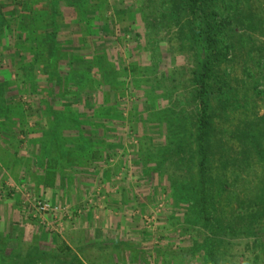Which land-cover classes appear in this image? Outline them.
<instances>
[{"label": "rangeland", "instance_id": "rangeland-1", "mask_svg": "<svg viewBox=\"0 0 264 264\" xmlns=\"http://www.w3.org/2000/svg\"><path fill=\"white\" fill-rule=\"evenodd\" d=\"M215 11L204 194L184 0H0V264H264V0Z\"/></svg>", "mask_w": 264, "mask_h": 264}, {"label": "trees", "instance_id": "trees-1", "mask_svg": "<svg viewBox=\"0 0 264 264\" xmlns=\"http://www.w3.org/2000/svg\"><path fill=\"white\" fill-rule=\"evenodd\" d=\"M216 0H184V10L187 12L190 20H188L189 31L194 41L196 51L199 53L198 68L193 74L192 82L195 87L194 98L199 103V119L197 120V153L194 150L187 151V146L182 139H178L179 142V154L189 155L193 158L194 154L200 155V164L198 168L200 190L202 193H206V185L211 184L210 188L217 186V181L210 178V166L209 164V147L211 143V136L213 133V126L211 122V110L210 101L211 97L215 95L213 86L217 80L218 73L215 71L216 63L221 58V50L219 49L221 34V26L218 23V15L215 11ZM236 22H239L244 27H252L253 23L246 25V18L235 17ZM228 26L232 28L230 22ZM228 27V28H229ZM235 30V27L232 31ZM83 63L79 64V68H82ZM8 68H12L11 63H8ZM12 73V72H11ZM11 73L7 74V79H10ZM7 80V81H8ZM259 156L264 159L262 151H259ZM250 154L245 151L244 156L246 159ZM196 187V184L192 186ZM220 192V191H219ZM201 206H203V212L207 211L208 204L201 197ZM209 219V218H208ZM212 251L211 244H208ZM68 254L63 256L65 258H71V264H80L81 260L79 256L68 249ZM213 252V251H212ZM36 256V258L34 257ZM32 257V258H30ZM13 264H38L41 262V258L38 254H30L24 258L22 255L15 253L10 257ZM34 259V260H33ZM63 263V262H62ZM65 264V263H63Z\"/></svg>", "mask_w": 264, "mask_h": 264}, {"label": "built area", "instance_id": "built-area-1", "mask_svg": "<svg viewBox=\"0 0 264 264\" xmlns=\"http://www.w3.org/2000/svg\"><path fill=\"white\" fill-rule=\"evenodd\" d=\"M34 208L38 211L40 214H47L50 212H56L57 208H54L51 204L42 201V200H37L34 202Z\"/></svg>", "mask_w": 264, "mask_h": 264}]
</instances>
